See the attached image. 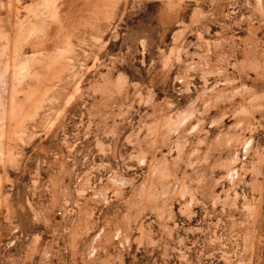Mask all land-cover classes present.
Returning <instances> with one entry per match:
<instances>
[{"label":"rangeland","instance_id":"obj_1","mask_svg":"<svg viewBox=\"0 0 264 264\" xmlns=\"http://www.w3.org/2000/svg\"><path fill=\"white\" fill-rule=\"evenodd\" d=\"M0 264H264V0H0Z\"/></svg>","mask_w":264,"mask_h":264},{"label":"bare ground","instance_id":"obj_2","mask_svg":"<svg viewBox=\"0 0 264 264\" xmlns=\"http://www.w3.org/2000/svg\"><path fill=\"white\" fill-rule=\"evenodd\" d=\"M6 125V124H5Z\"/></svg>","mask_w":264,"mask_h":264}]
</instances>
